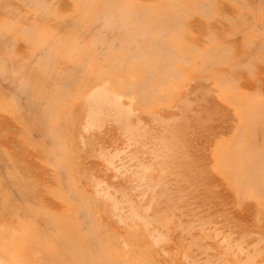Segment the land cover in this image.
I'll list each match as a JSON object with an SVG mask.
<instances>
[{
    "label": "bare ground",
    "instance_id": "1",
    "mask_svg": "<svg viewBox=\"0 0 264 264\" xmlns=\"http://www.w3.org/2000/svg\"><path fill=\"white\" fill-rule=\"evenodd\" d=\"M198 1L0 0V264H264V18Z\"/></svg>",
    "mask_w": 264,
    "mask_h": 264
},
{
    "label": "rangeland",
    "instance_id": "2",
    "mask_svg": "<svg viewBox=\"0 0 264 264\" xmlns=\"http://www.w3.org/2000/svg\"><path fill=\"white\" fill-rule=\"evenodd\" d=\"M186 1H190V2L192 3V5L190 4L192 7H193V3L195 4V0H186ZM200 1H201V2H205V0H204V1L199 0L198 2H200ZM206 1H207V0H206ZM213 1H215V0H213ZM221 1H222V2H221ZM242 1H243V0H241V2H242ZM244 1H245V0H244ZM244 1H243V2H244ZM247 1L249 2V0H247ZM247 1H245L244 3H246L247 5H248V4H251V3H247ZM250 1H252V4H251L252 6H251V5H248V7H249V6L253 7V6L255 5V2L258 1V0H255V2H254V0H250ZM263 1H264V0H261V1L259 0V1H258V3H259L258 5H260L261 8H260L259 6H258L259 8H256V6H254V7H255V10H254L253 8H252V10H250L251 8H246L247 5L244 4L243 2L241 3V2L239 1L241 5H242V4H243V5H246L245 9H243L244 6H243V7L241 6V9H240V8H239L240 4H239L238 0H237V1H235V0H229V1H227V0H217V1H215V2L219 3L218 6H219L221 9L218 8V9H219L218 11H216V12L213 11V12H212V15H213V16H212V20H214V22H216V24H218V21H220L219 19H220V17H221V23L223 22L224 25H219V26H221L222 28H224L226 24H227L226 27H228L229 25H230V27H231V26H234L233 29H232V30H234V31H232V32H234L235 36H234V35H232V36H234L235 38H234V37H233V38L230 37L229 39H241V38L246 39L244 36H241V34H240V35H239V34H238V35L236 34V30H238V31L240 30L239 28H238V29H236V28H237V27H240V28H241V26H242L241 29H244L243 27H244V25H247V24H248V23H247L248 21H249V23H250L249 26H250L251 24L254 25V26H256V25H259V23H262L261 21H259V22L256 24L255 21L257 22L256 19H258V16H259V17H260V16H263L262 18H264V15H263V14H264V7L262 8V5H264V2H263ZM207 2H208V1H207ZM209 2H210V1H209ZM228 2H229V3H228ZM236 2H238V3L236 4ZM261 2H263V4H262ZM253 3H254V4H253ZM260 3H261L262 5H261ZM177 4H178V2H177ZM225 4H227V6H225V7H231V8H229V9L226 8V9H228V11H229L228 13H227V10H226V9H224V10L222 9V7L225 8V7H224ZM238 4H239V6H238ZM180 5H182V6H181L182 9H185L184 7H185L186 4H185V5H184V3H181V4H180V2H179V7H180ZM221 5H223V6H221ZM235 5H237V6H235ZM183 6H184V7H183ZM234 8H235V9H234ZM182 9H181V10H182ZM233 9L235 10V11H234L235 13L233 12ZM260 9H261V10H260ZM222 10H223V11H222ZM236 10H237V11H236ZM243 10H244V11H243ZM248 10H249V11H248ZM253 10H254V11H253ZM259 10H260V11H259ZM219 11H221V12H219ZM239 11H240V12H239ZM241 11H242V12H241ZM256 11H258V12H256ZM214 12H215V13H214ZM252 12H253V13H252ZM213 13H214V14H213ZM229 13H230V14H229ZM243 13H246V14H243ZM251 13H252V14H251ZM255 13H258V15H256ZM217 14H219L218 17H216ZM238 14H240V15L243 14L242 17L244 16V17H243L244 19H243V18L241 19V16L238 15ZM247 14H249V15L251 14V15H250V18L248 17L249 15L247 16ZM236 15H237V16H236ZM254 15H256V17H255ZM228 16L230 17V19H229ZM235 16H236V17H235ZM239 16H240V17H239ZM194 17H195V15H194ZM224 18H225V19H224ZM231 18H233L234 21L231 20ZM239 18H240V19H239ZM248 18H249V19H248ZM254 18H255V19H254ZM215 19H216V21H215ZM228 19H229V21H228L229 23L227 22ZM247 19H248V20H247ZM252 19H253V20H252ZM217 20H218V21H217ZM223 20H224V21H223ZM230 20H231L232 22H234V24L237 23L238 26H237V24H236V25H233V24L231 23ZM239 20H241V21H239ZM245 20H246L247 22H245ZM254 20H255V21H254ZM185 21H187V18H186ZM235 21H237V22H235ZM250 21H251V22H250ZM244 22H245V23H244ZM212 23H213V22H212ZM230 23H231L232 25H231ZM241 23H242L243 25H242ZM239 24H240V25H239ZM263 24H264V23H263ZM263 24H262V25H263ZM260 25H261V24H260ZM219 26H217V28H221V27H219ZM224 30H225V29H224ZM224 30H223V31H224ZM237 33H238V32H237ZM239 33H240V32H239ZM263 34H264V32H263ZM263 34H261V36H263ZM215 35H216V37H215ZM213 36H214L215 38H217V39H218V37H219V35L216 34V33H215ZM261 36H260V38H261ZM215 38H214V39H215ZM257 38H258V36L255 37V39H257ZM262 38L264 39V36H263ZM262 38H261V39H262ZM250 39H254V37H252V38L250 37ZM261 45H262V43H261ZM244 47H245V46H244ZM244 47H243V49H244ZM246 50H247V49H246ZM243 51L245 52V49L239 51V53H238V51H237V52H236V53L238 54L237 56H236V54L232 56L230 52H226V54H227V56L230 55V56H232L233 58H234V56H235V59H237V57H240V55L245 54ZM224 53H225V52H224ZM228 54H229V55H228ZM246 54H247V51H246ZM246 54H245V55H246ZM245 55H244V56H245ZM224 56H225V55H224ZM244 56H241V57L243 58ZM243 63H244V62H243ZM243 63H242V64H243ZM243 65H244V64H243ZM244 66H245V65H244ZM244 66H243V67H244ZM236 67H238V66H236ZM242 69H243V68H242Z\"/></svg>",
    "mask_w": 264,
    "mask_h": 264
}]
</instances>
